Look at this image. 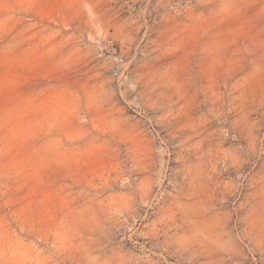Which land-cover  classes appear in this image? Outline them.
<instances>
[{
  "label": "rangeland",
  "instance_id": "obj_1",
  "mask_svg": "<svg viewBox=\"0 0 264 264\" xmlns=\"http://www.w3.org/2000/svg\"><path fill=\"white\" fill-rule=\"evenodd\" d=\"M0 264H264V0H0Z\"/></svg>",
  "mask_w": 264,
  "mask_h": 264
}]
</instances>
